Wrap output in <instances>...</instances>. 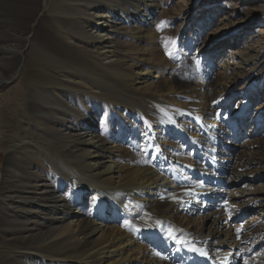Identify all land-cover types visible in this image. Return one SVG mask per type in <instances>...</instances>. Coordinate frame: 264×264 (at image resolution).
I'll list each match as a JSON object with an SVG mask.
<instances>
[{
	"label": "bare ground",
	"instance_id": "6f19581e",
	"mask_svg": "<svg viewBox=\"0 0 264 264\" xmlns=\"http://www.w3.org/2000/svg\"><path fill=\"white\" fill-rule=\"evenodd\" d=\"M96 1H56L60 10L73 4L78 14L98 22L87 31L85 27L75 31L76 36L67 32L66 39L58 35V27L54 32L50 25L42 29L49 61L45 72L54 75L85 66L88 76H103L107 90L99 95L109 100L118 119H111L109 133L103 134L98 132V114L85 113L77 139L72 129L76 124L64 134L59 132L65 143L60 153L81 156H22L28 178H20L25 171L12 166L14 180L0 186V200L6 202L10 218L20 219L24 227L15 229L9 242L18 241L20 252L10 250L0 264H235L243 245L251 248L253 263H264V196L253 188L264 181V171L255 172L264 169V158L247 156L241 163L232 159L235 146L244 139L251 154L252 137L264 132V59L260 51L238 48L240 35L251 29L256 15L231 29L235 39L216 36L203 50L199 39L213 20L207 12L212 1L183 2L179 28L185 33L175 53L193 54L200 73L189 88L194 101L181 105L182 94L172 74L175 64L165 60L161 68L143 63L153 58L149 45L134 42L121 56L118 73L105 64L120 62L112 47L122 43L127 48L130 35L149 31L156 0H142L145 12L129 15L119 5ZM23 11L26 14L15 18L16 26L26 27L30 45L31 28L40 12L37 9L30 17L28 8ZM80 38L98 40L95 51L87 54L79 49ZM48 47L58 51L52 54ZM260 47L263 52L264 46ZM45 55L41 53L43 59ZM60 55H65L63 61L58 60ZM215 57L223 72L220 81L210 76ZM237 81H245L247 89L237 93ZM90 88L101 89L93 84ZM236 96L240 105L233 108ZM30 108L38 114L42 105L34 101ZM129 146L141 148L142 155L119 153ZM241 200L261 206L257 212L254 209L260 228L245 240L237 237L231 220L233 211L239 210L238 218L246 214L237 207Z\"/></svg>",
	"mask_w": 264,
	"mask_h": 264
},
{
	"label": "rangeland",
	"instance_id": "374dc122",
	"mask_svg": "<svg viewBox=\"0 0 264 264\" xmlns=\"http://www.w3.org/2000/svg\"><path fill=\"white\" fill-rule=\"evenodd\" d=\"M19 1L21 2H18V6L14 0H0V51L2 50L0 52L1 187L11 184L14 180V177H11L10 173V170L13 169L12 166L16 165L19 170L25 171L24 173L18 172L20 178L31 177L26 173L29 170L22 156H81V153H73V151L71 154H68L66 151L64 154L60 153L63 149L61 146L65 143L59 132L64 134L66 133V128H70L73 124H76L72 129L74 130L73 138L77 139L76 132L83 130L82 123L84 117L88 114L90 115L91 112L98 114L96 116L100 120L98 126L99 133L108 134L109 130L107 126L111 124V119H118L115 116L116 113L108 105L109 100L99 95L102 90H107L106 87L104 89L102 84V81H105L103 76H100V78L95 74H92L93 78L88 76L83 69L85 66L57 71L54 75H48L45 72L49 61L47 59L48 56L45 55L43 50L46 47L42 44V29L44 30L46 26L50 25L54 32V29L58 27V35L65 38L67 37V32L76 36L75 31L80 32L82 27H85L87 31L93 25H96L98 21L95 22L90 16L78 14L76 9L73 8V4L60 6V10L56 7L57 0ZM185 1L190 2L191 0H156L158 5H156V10H154L153 25L149 31L144 30L141 34L130 35L128 40L132 41V43L129 42L127 48L122 43L117 47H112V49H115V56L120 57V62L105 63L109 71L118 73L123 66L121 56H124L125 51L129 50L134 42H140L144 46L149 45V48L153 50V58L151 61H149V58L144 59L143 63L161 68H164L163 64L165 60H170L172 64H175L172 74L177 91L182 94L181 102L183 104L181 105H185L186 103L188 105L194 101L189 88L193 84L195 77H198L200 73L193 54L176 55L175 53V51L180 49L181 42L184 39L185 32L180 31L179 24L182 22V15L180 14L184 10L183 2ZM210 1L212 2L208 5L207 12L213 20L199 39V44L203 47V50H206L205 47L216 36H220L223 40L229 39L228 37L230 36L232 39H235V34L230 35L232 34L231 29L240 23L246 22L249 15H256V21L252 23L251 29L240 35V46L238 48L242 46L240 50L245 51L248 47L251 48L250 52L253 51L254 53L260 51L262 59H264V49L263 52L261 51L262 49L259 50L261 45L264 46V0H219L215 15L213 8L215 0ZM23 2L26 4L31 2L33 5H25ZM96 3L112 5L114 8L117 7L116 5H119V10L125 15L136 14L140 11L143 13L147 9L142 0H97ZM25 7L28 8L30 17L36 13L37 9L40 12L39 21L31 28L30 45H26L28 43L25 40L27 35L26 27L22 24L16 26L18 22L15 20L20 12H24L23 8ZM79 18L86 20L89 24L81 23L79 22L80 20L77 21ZM119 22L121 23L120 20ZM115 23L118 22L116 21ZM120 23H118L119 27H121ZM224 26H228V28ZM227 31L230 32L227 33ZM80 40L82 46L79 49H82L85 53L87 52V54L95 51L93 47L98 40L90 41L83 38H80ZM75 43L73 41L74 45ZM9 46L11 49H7ZM47 50L52 51V54H56L58 51L49 47ZM217 52L221 53V48ZM41 53L46 56L44 59ZM226 54L227 51H225L224 55ZM57 58L63 61L65 55L57 56ZM219 61V57H215V64L211 69L210 76L215 81H220L223 73L217 67ZM250 66L252 67V64ZM96 81H99L100 84H97ZM92 84L95 85V88L101 89L90 88ZM245 89H247L245 81L236 82L234 90L237 93ZM186 93H188V96L184 97L183 94ZM210 97L213 96L210 95ZM34 101H38L42 105L41 111L38 114L31 112L30 103ZM238 105H240V99L239 96H236L233 108ZM248 129L250 128L248 127ZM252 138L254 146L251 148V154L250 152L247 153L246 148L249 147L246 143L247 140L244 139L239 145L235 146L232 157L234 163H241L242 160L245 162L247 156L264 158V132ZM185 147L188 149L189 146L186 145ZM140 149L138 146H129L126 150L119 151V153L125 156L127 153L141 156ZM8 156H14L13 160L10 161ZM261 171H264V169L255 170V172ZM58 179L62 181L60 178ZM253 188L256 192H259L258 194L264 196V181L255 183ZM8 191L9 189H5L4 193L8 194ZM5 203L4 200H0V258L9 254L10 250L20 252L18 251V247L21 245L18 241H15V244L9 242L11 236L24 227V223L19 221L20 219L10 218L8 209L5 208ZM239 205L237 207L244 209L246 214L243 213L238 218L239 216L235 212L239 210L233 211V214L231 213L233 216L231 218L232 227L236 230L237 237L245 240L248 234L256 233L260 228L261 220L258 218L259 216L256 212L261 206L260 202L254 205L253 201L248 202L245 200H241ZM254 209H256V212ZM181 215H184V212H181ZM17 228L18 230L15 231ZM237 230L240 231L238 232ZM56 235L50 236V240L55 239ZM248 248L243 245V255L239 259L237 258L235 264H255L256 262L264 264L259 260L253 263L250 260L251 254ZM52 249L54 248L52 247Z\"/></svg>",
	"mask_w": 264,
	"mask_h": 264
},
{
	"label": "snow or ice",
	"instance_id": "6c2138e0",
	"mask_svg": "<svg viewBox=\"0 0 264 264\" xmlns=\"http://www.w3.org/2000/svg\"><path fill=\"white\" fill-rule=\"evenodd\" d=\"M237 231L239 232L240 230H237ZM169 236H170V238H172V239H174V240L176 239V237L172 236V233H171V232H169ZM181 243H182V242H181ZM193 250H194V251H200V249H193ZM203 255H205V256H206V255H207V253H206V252H204V253H203Z\"/></svg>",
	"mask_w": 264,
	"mask_h": 264
}]
</instances>
